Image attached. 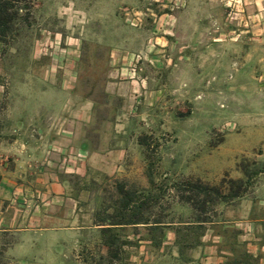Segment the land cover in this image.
Listing matches in <instances>:
<instances>
[{"label":"rangeland","instance_id":"rangeland-1","mask_svg":"<svg viewBox=\"0 0 264 264\" xmlns=\"http://www.w3.org/2000/svg\"><path fill=\"white\" fill-rule=\"evenodd\" d=\"M210 2L214 3L212 8ZM245 2L27 0L19 5L13 32L0 38V113H14L16 99L22 95L20 82L32 76L47 78L52 72L44 65L32 67L35 61L45 64L67 58L73 62L71 110H77L84 97L102 103L111 101V106L118 104V96L108 99L103 91L111 48L132 56V70L124 78L135 73L143 60L148 65L145 71L150 76L152 105L140 115L129 117L120 113L119 117L120 127L125 129L127 125L130 130L120 134L127 143L124 164L115 167L113 174L96 164L86 177H81L74 173L86 159V152L70 149L59 157V169L70 173L66 176L70 193L78 196L73 226H89L94 218L112 213L115 181L127 184L126 178L115 177L116 174L144 175L145 185L148 177L151 194L158 196V200L149 210L145 204V209L162 221L177 223L180 215L188 218L189 214L188 205L178 202L176 186L179 189L200 181L219 187L225 194L228 179H239L230 176L233 167H238L244 177L236 195L250 192L254 187L256 159H259L256 154L260 152L256 147L263 137L256 129L263 119L259 113H264V101L256 102L257 95L250 94L264 83V60L253 62L256 54L252 45L245 52L251 61L245 63L238 58L239 50L244 47L241 43L254 41L249 35L256 22L252 8L247 9L249 4ZM213 33L218 44L215 46L213 42L206 43ZM120 36H130L134 42L118 43ZM163 37L167 38L166 42ZM196 41H200L199 46L213 48L215 66L224 67L218 74L200 69L197 83L190 78L196 72L195 60L185 50L186 45H195ZM223 45L230 53V61L219 51ZM66 48H70L68 54ZM262 53L264 57V50ZM241 68L245 69L244 80L249 81L248 94L238 88ZM54 72L56 76L61 73ZM98 135L93 144H97ZM52 151L57 152L50 149L45 157H50ZM128 184L142 187L138 178L129 180ZM84 185L87 190L80 191ZM224 202L216 200L206 211L213 206L224 208ZM173 232L178 235V224L174 229L163 230L162 242L166 243L157 247L144 242L149 238L147 230H121L122 238L129 236L133 240L131 245L123 247L115 262L107 258V248L101 244L98 229H71L60 237H34L26 240L31 245H18V237L5 233L0 235V263L178 264L176 246L171 243ZM155 236L160 234L155 232ZM130 255L137 259L129 260Z\"/></svg>","mask_w":264,"mask_h":264},{"label":"crops","instance_id":"crops-1","mask_svg":"<svg viewBox=\"0 0 264 264\" xmlns=\"http://www.w3.org/2000/svg\"><path fill=\"white\" fill-rule=\"evenodd\" d=\"M245 4H249L246 6L247 9L252 8L253 20L256 22L250 31L252 35H249V39L254 41L241 43L244 47L239 50L238 58L245 63L251 61L245 52L247 46L252 45L256 54L253 62L262 63L264 0H246ZM213 6L214 3L210 2V7ZM215 36V33L211 38L209 36L210 40L208 39L206 43L213 42L212 46L218 45L215 43ZM163 38L166 42L167 38ZM117 42L131 44L134 39L130 36H120L117 37ZM198 43L200 41H196L195 45L192 43L185 46L186 53L193 55L192 58L197 66L195 74L191 73L190 76L196 83L200 79V69H209L218 74L223 67L215 66L216 56L213 48L209 45L199 46ZM225 48L226 45H223L219 51L223 57L227 56L226 60L230 61L232 58ZM66 51L68 54L70 48H66ZM73 52L76 53L77 50L74 49ZM108 52V70L103 81V91L108 99L114 95L118 96V104L111 106V101L102 103L96 98L84 97L78 103V109L71 110L70 87H72L73 62L65 58L59 62L51 60L45 64L36 61L31 63L34 68L44 65L52 72L47 78L32 76L20 82L22 95L16 99L14 113H0V124L3 125L0 126V235L6 233L18 237V245H31L32 242L28 241L34 237L48 235L60 237L71 229L101 227L97 225V218H94L89 226L72 225L78 196L70 193L66 180V176L70 173L59 169V157L70 149L79 148L86 152L87 156L74 174L86 177L90 168L96 164L106 171L111 170L110 174H113L115 167L125 162L127 143L120 134H124L126 130L130 131L127 125L125 129L120 127V113L122 116L126 114L134 117L144 113L152 105L150 76L145 71V67H148L147 63L143 60L138 67L135 65L137 68L135 73H129L130 75L124 78V74L131 69L132 56L118 48H111ZM57 70L61 71L59 76L54 72ZM240 73L242 78L239 79L241 81L238 88L248 94L249 81L244 80L245 69L241 68ZM65 82L68 86H65ZM260 85L262 86L255 88L250 94V96L257 95L256 102L264 101V83ZM232 93L228 94L232 95ZM259 117L263 119L256 131L263 137L256 147L260 150L256 154L259 158L256 159L257 181L250 192L225 201L224 208L211 207L203 214L206 221L201 222V231L197 218L198 211L191 203L180 199L179 196L178 202H185L188 205L186 210L189 217L182 218L180 215L178 223L162 220L158 223L163 225V230L172 227L174 229L178 224V244L174 232L171 242L176 246L178 264H228L235 257L240 260V257L236 256L239 251L251 255L248 258L249 263L264 264V113H259ZM96 134H100L98 142L93 144ZM53 148L57 152L52 151L50 157H45V152ZM114 176L126 178L127 184L119 180L115 181L111 212L120 199L117 187L121 185L133 196V200L127 205V211L142 205L141 215L145 216V204L148 210L150 208L151 189L148 177V183L145 185L144 175L135 177L134 173L130 172ZM230 176L241 179L244 174L240 168L233 167ZM135 178L141 181L142 187L135 188L134 185L128 184L129 180ZM83 190H87L86 185L80 191ZM160 204L161 201L158 202L157 208ZM148 210L146 213L149 212ZM148 225L126 224L123 230H146ZM184 233L187 234L186 239L183 238ZM133 235L134 232L131 233V236ZM126 239L133 240L129 236ZM144 242L150 243V240L146 239ZM136 259L132 255L129 256V260ZM138 260L145 261L142 257H138Z\"/></svg>","mask_w":264,"mask_h":264},{"label":"trees","instance_id":"trees-1","mask_svg":"<svg viewBox=\"0 0 264 264\" xmlns=\"http://www.w3.org/2000/svg\"><path fill=\"white\" fill-rule=\"evenodd\" d=\"M26 2L27 0H0V38H5L6 35L13 32L14 21L18 16V7L21 3ZM187 184L189 185H183V187H180L179 189L176 186V190H178L177 194L182 200L191 203L198 211L197 218L200 222L201 231V222L206 221V217L203 214L206 212L207 207L216 200L224 202L230 196H236L240 189V185L242 184V179H228V191L225 194L220 191L219 187L203 184L200 181ZM234 184H237L236 189L231 193ZM117 190L120 193V199L114 207L113 212L97 217V225H101V227L98 228L100 240L101 244L107 248V258L111 261L119 259L121 253H123V247L131 244L132 241L122 238L120 235V231L123 230V226L126 224H149V227L146 228L147 233L149 234L148 239L152 246L160 247L163 237V225L158 224L160 218L153 217L154 213L150 212L145 213V216L141 215L142 205H138L135 209L127 211V205L133 200V196L131 195V192L125 190L121 185H118ZM157 200L158 196L150 194V206H154ZM146 210L147 209H145V211ZM155 232H158L160 236L156 237ZM186 236L187 234L184 233L183 238L186 239ZM176 243L178 244V235L176 237ZM236 256L240 257V260H237V257H235L232 262H228V264H235L237 262L252 264L248 262V258L251 257L250 254L239 251L236 253Z\"/></svg>","mask_w":264,"mask_h":264}]
</instances>
